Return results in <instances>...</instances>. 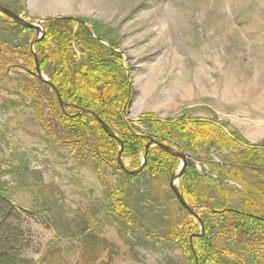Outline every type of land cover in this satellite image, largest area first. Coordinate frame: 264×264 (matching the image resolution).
I'll return each mask as SVG.
<instances>
[{
  "label": "rangeland",
  "instance_id": "obj_1",
  "mask_svg": "<svg viewBox=\"0 0 264 264\" xmlns=\"http://www.w3.org/2000/svg\"><path fill=\"white\" fill-rule=\"evenodd\" d=\"M0 3L43 26L59 17L83 21L101 43L91 44L72 20L76 61H82L79 45L85 40L96 48L85 55L102 54L107 65L81 72L78 88L86 87L80 96L92 92L114 100L104 114L126 141L129 169L142 165L151 138L189 155L176 186L197 207L206 232L205 239L193 240L201 222L172 189L182 160L152 145L149 165L137 175L125 173L114 162L117 148L104 147L101 133H77L59 117L55 91L33 74L28 47L38 51L31 48L36 31L0 13V191L24 210L26 257L36 264H194L195 252L199 264L219 258L264 264V224L209 212L186 188L190 177L200 180L205 200L229 201L232 208L254 200V187L264 188V0ZM43 49L40 67L57 73V47ZM99 76L103 89L93 92L88 85ZM100 99L87 95L80 102ZM63 100L69 103L63 114L79 112L80 106ZM220 123L243 144L228 140L215 127ZM212 240L218 253L207 247Z\"/></svg>",
  "mask_w": 264,
  "mask_h": 264
},
{
  "label": "trees",
  "instance_id": "obj_2",
  "mask_svg": "<svg viewBox=\"0 0 264 264\" xmlns=\"http://www.w3.org/2000/svg\"><path fill=\"white\" fill-rule=\"evenodd\" d=\"M13 24L18 25L17 23L12 22ZM62 23V24H61ZM73 21L69 18H61V19H55L53 21L47 22L44 25L45 28V34L44 36L36 42L35 47L37 46L36 52H32L30 50V46L28 47L29 51V56H30V61L33 62L35 57L34 53H37V56L39 58L40 62H43L40 59V47H44V51H49L51 52L52 45L56 46L58 49V55L60 59L59 65H61L58 68V72L54 73V71L45 68L41 66V69L50 77L52 82L56 85L58 90L60 91V94L63 99H66L68 101H71L72 107H82L89 109L99 115L100 118H102L104 121H106L113 129V131L119 136L120 139L124 142V147H126V141L125 139L116 132V130L113 128L110 120L105 116L104 113H106V110L109 109L112 106V102L114 100L110 99L109 101L106 99H100L98 94L97 96L92 92H87L86 94H83L84 96H80L81 93L80 91H83L84 88L86 87V82L84 81L83 86H80L78 88V76H81V72L84 69H90L91 72L94 71L95 69L98 68L99 66H106L107 61H102L101 55L99 54H94L91 50L92 53L85 55L86 50L88 49H94L96 51V48L93 47L92 45L88 44L85 40H81L80 42V51L84 52L82 61H76V53L75 49L72 46V39H71V30L69 29L68 24H72ZM62 25V30L58 31L56 30L57 26ZM57 25V26H56ZM82 30L84 31L83 35L86 36V34L89 36L88 40H90V43L93 44L94 46H97L96 44L101 43L97 38H94L91 36V33L87 28H85L82 24H78ZM20 26V25H18ZM22 27V26H21ZM25 28V27H24ZM86 33V34H85ZM104 48V47H103ZM95 62V63H93ZM94 64L92 67H89V64ZM103 68V67H102ZM105 77L103 80L106 83V81H110L109 75L105 72L102 73V77ZM87 78V77H86ZM40 80V79H39ZM102 78L99 76L98 78L94 79V81H91L90 85L88 87L90 88L91 91H101L100 84L103 83V80L101 82ZM41 86L47 87V89L51 90L50 86L43 81H38ZM92 85V86H91ZM93 89V90H92ZM78 92L80 93L78 97L81 99H77L78 97L74 96V94ZM87 95H92L100 100H93L89 101V103L84 104L83 102L81 103L82 99H87ZM116 96V95H115ZM54 99L58 101V98L55 94ZM76 98V101H75ZM115 98V97H114ZM59 102V101H58ZM57 102V103H58ZM92 102V103H91ZM118 105H115L118 109L121 107L123 99L120 96L117 99ZM82 104V106H81ZM108 106V107H107ZM106 108V109H105ZM62 108H58V115L59 117L64 121H70L72 123V129H74L75 132L77 133H87V130L89 129L90 131L94 129L97 131V133H101L103 135L104 139V147H108L109 149L114 150L117 148V151L115 149V155H116V161H114L116 164L118 163L117 157H118V152H119V143L116 138L110 136L102 127L100 122L93 117L92 115L82 112L79 113L76 111L74 116H68L66 114H63ZM105 109V110H104ZM110 112V111H109ZM117 113V112H116ZM217 129L221 131L225 135L228 140H231L234 143H237L239 145L243 144V141L240 140L239 138H236L233 133L232 136L226 133L225 131V125L221 124L220 125H215ZM83 131V132H82ZM83 135V134H82ZM86 135V134H85ZM90 134H88L89 137ZM137 139V138H136ZM141 139V138H138ZM137 139V141H138ZM143 139V138H142ZM158 139V138H157ZM159 140V139H158ZM146 144V143H145ZM144 144V146H145ZM159 148V147H158ZM160 149V148H159ZM100 153H102V150L100 148H97V150ZM164 154H166L168 157H173L177 158L163 150H161ZM149 152L147 153V163L146 166L149 165ZM146 153V150H145ZM124 155V153H123ZM186 170L182 174L181 177L185 174ZM201 184L202 182L199 180H194L192 177L188 180L186 184V188L188 190V193L192 194L194 197V201L199 202L196 203L197 205H207L209 212L213 213H218V214H226L229 213L236 218H240L243 221H254L256 223L264 224V220L257 218V216L264 217V188L258 189L254 187L255 195H248L249 197H254V200L250 199L248 201H245L242 203V205L238 208H232L229 206V201L222 203L214 202V201H208L205 200L206 194L205 191L201 189ZM225 194V193H224ZM226 195V194H225ZM252 202V203H251ZM192 203V202H190ZM23 211H20L9 199L7 196H5L1 191H0V264H36L33 260L29 259L24 255V252L26 248H28V236H29V230L26 226L22 225V215ZM192 233L188 235V243L190 240V236ZM206 232L199 236H195L193 240H197V238L200 239H205ZM210 244H207L208 246H212L214 250V253H218V248L215 245V241H209ZM191 247V246H190ZM191 249V248H190ZM210 252V250H208ZM194 253V252H193ZM210 254V253H209ZM197 259L198 255L196 254ZM196 256L194 253V264H197L196 261ZM199 264V262H198ZM217 264H229L219 258L217 260ZM246 264H250L247 262Z\"/></svg>",
  "mask_w": 264,
  "mask_h": 264
},
{
  "label": "water",
  "instance_id": "obj_3",
  "mask_svg": "<svg viewBox=\"0 0 264 264\" xmlns=\"http://www.w3.org/2000/svg\"><path fill=\"white\" fill-rule=\"evenodd\" d=\"M0 13L6 15L9 19H11L12 21H14L15 23H17L18 25H20L22 27H25V28H28V29H34L36 31L35 36H34V38L32 40V43H31V48H34L35 43L37 41H39L45 34V28L42 25V21H39L37 23L31 22V21L25 19L24 17H22L21 15L13 12L11 9L7 8L6 6L2 5L1 3H0ZM61 18H69V19L75 20V21H77L79 23H83L82 20L76 19L74 17H59L57 19H61ZM34 57H35V71H33V74L36 75L38 77V79H40L41 81H43L44 83L48 84L55 91V94H56V96L58 98L59 104L64 109V107L66 105H69V103L62 99L60 91L58 90L56 85L52 82V80L49 77H47L43 73V71H42V69L40 67V64H39L38 56L36 55V53H34ZM82 112L88 113V114L92 115L93 117H95L100 122V124L102 125L103 129L110 136H112V137L117 139V141L119 143V152H118V157H117L118 164L121 167V169L127 174L137 175L144 169V167L146 166V163H147V153H148L149 148L152 145H156L160 149L164 150L165 152H167V153H169V154H171V155H173L175 157H179L182 160V165H181V168L178 171H176L175 173L172 174V176H171V186H172L174 194H175L176 198L178 199L179 203L188 212H190L195 217L199 218V214L197 213V207L190 205L186 201L183 193L176 186L177 180L181 177V175L184 173L185 169L188 166L189 155L187 153L175 150L172 146L167 145V144H165L163 142H160V141L156 140L155 138H151L150 141L145 146L146 153H145L144 161H143L142 165L139 168H137V169H129L125 165L124 160H123L124 142L122 141V139L119 138V136L113 131V129L110 127V125L106 121H104L102 118H100L97 113H95V112H93V111H91L89 109L80 107L79 113H82ZM257 218L264 220V217L257 216ZM199 221L201 222V225H202V231H201V233L196 234V236H199V235L204 233L203 222H202V220H200V218H199ZM193 237H194V235H193ZM195 256H196V253H195ZM196 261H197V264H198L197 256H196Z\"/></svg>",
  "mask_w": 264,
  "mask_h": 264
}]
</instances>
